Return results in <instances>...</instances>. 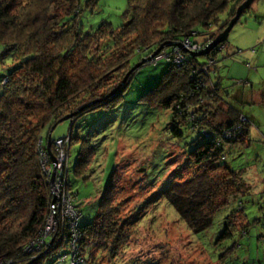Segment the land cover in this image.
Returning <instances> with one entry per match:
<instances>
[{
  "label": "trees",
  "instance_id": "trees-1",
  "mask_svg": "<svg viewBox=\"0 0 264 264\" xmlns=\"http://www.w3.org/2000/svg\"><path fill=\"white\" fill-rule=\"evenodd\" d=\"M98 1L0 0V264H48L47 260L98 264L96 246L109 249L114 257L116 249L127 243L129 222L113 203L116 163L102 188L95 217L82 222L84 212L79 208L81 217L75 226L64 216L57 230L45 237L54 196L43 164L54 167L51 154L59 151L55 142L63 139L69 154L66 184L82 204L90 197L74 190L73 179L90 182L99 157L91 137L81 130L74 134V128L86 113L114 110L121 104L138 68L131 60L142 52L150 56L163 47L164 56L155 64L165 60L169 66L139 101L171 110L169 132L178 141L187 130L199 133L191 146L186 143L187 148L178 142L197 172L165 182L156 199L170 203L193 232L202 233L213 225L218 212L245 191L243 178L230 167L227 155L234 148L250 146L252 133L239 122V114H247L227 99L228 87L217 64L221 45L200 56L205 61L184 53L181 62L175 60L172 45L185 41L199 45L191 37L199 35L200 29L210 40L227 27L245 0H128L123 24L115 27L102 21L87 31L81 15L85 6ZM168 47L171 51L166 53ZM206 60L216 62L217 71L197 76ZM145 64L147 60L139 67ZM224 104L229 118L222 116ZM68 115H72L66 120L72 130L70 126L68 134L54 136L59 120ZM45 128L50 129L47 137ZM74 142L77 151L72 163ZM234 213L225 221L221 243L234 237L237 217L245 219L242 209ZM249 225L241 226V235L248 233ZM234 248L224 251L231 253Z\"/></svg>",
  "mask_w": 264,
  "mask_h": 264
},
{
  "label": "rangeland",
  "instance_id": "rangeland-1",
  "mask_svg": "<svg viewBox=\"0 0 264 264\" xmlns=\"http://www.w3.org/2000/svg\"><path fill=\"white\" fill-rule=\"evenodd\" d=\"M127 5L128 0H99L97 5L85 6L81 15L82 23L87 31L96 28L102 21L119 27L124 23L123 14ZM221 18L224 19L225 15ZM199 32V35L191 38L199 41L200 46L204 45L202 48L199 45L191 46L185 41L181 43L182 46H174L176 54L205 56L198 53L205 50L221 31L216 32L210 40L203 30ZM158 50L150 56L146 51L132 58V66L144 60L148 64L137 68L118 107L114 110H92L83 115L74 128V134L81 130L85 136L91 137L96 145V157H99L93 165L90 182L82 183L73 179L74 190L80 192L82 197L90 195L89 199L83 200V204L66 184L69 154L65 142L58 147L56 154H51L54 167H51L50 184L54 196L52 204H56V209L48 212L47 232L44 234L50 235L56 231L62 217L79 215V208L84 212L82 222L94 218L102 188L108 184L116 163L113 203L123 219L129 222L126 227L129 229V238L127 243L116 249L114 257L109 249L96 246L93 252L97 255L98 264H264V0L255 1L241 16L226 43L223 46L221 44V60L217 62L220 75L228 87L227 99L247 114L248 117L239 114V122L250 127L252 133L250 146L234 148L227 155L228 164L240 172L246 188L238 199L232 200L216 214L213 225L202 233L193 232L170 203L156 199L158 188L163 187L165 182L173 178L183 180L197 172L178 142L187 148L186 143L191 146V142L199 137L198 132L187 130L184 139L178 141L169 132L172 125L171 110L159 106L149 107L139 101L146 91L160 81L169 66L165 60L155 64L164 56L162 49ZM170 51L171 47L165 50L166 53ZM180 57L184 56H178L177 59ZM200 60L205 61V58L200 57ZM207 62L199 67L197 76L202 72L217 71L216 62ZM223 107L226 110L221 112L222 116L229 118L231 113H228V106L224 104ZM177 115L174 118L178 120L180 113ZM70 126L68 121L60 123L53 131L54 136L68 134ZM49 132L50 129L45 128L44 137ZM51 146L52 142V152ZM76 146L74 142L72 163L76 158ZM49 169L45 165V171ZM240 209L245 219L240 215L237 217L238 227L234 230V237L219 242L226 219L236 211L240 213ZM243 224H250L245 235H241L239 230ZM53 240L47 244H52ZM233 245L235 248L231 253L224 251ZM47 263L50 264L48 260Z\"/></svg>",
  "mask_w": 264,
  "mask_h": 264
},
{
  "label": "water",
  "instance_id": "water-1",
  "mask_svg": "<svg viewBox=\"0 0 264 264\" xmlns=\"http://www.w3.org/2000/svg\"><path fill=\"white\" fill-rule=\"evenodd\" d=\"M255 1H257V0H245V1H244V2H243V3L237 8L234 17L229 21L227 27H226L222 32H220V33L216 36V38H215L213 41H211V42L208 44V46H207V48H206L205 50H203L202 52H199L198 54H203V55L208 54V53H210L211 50H213L215 47H218L219 45L225 43V42L228 40L229 35H230L232 29L234 28V26H235V25L238 23V21L240 20L241 16H242L247 10H249V9L251 8L252 4H253ZM172 45H174V46H176V45H177V46H182L181 43H173ZM160 49H162V47H160ZM160 49H159L158 51H160ZM158 51H157V52H158ZM193 55H197V54H196V53H193ZM145 61H146V60H144L142 63H144ZM142 63H141V64H142ZM141 64H138V65L134 66V69L137 68V67H139ZM71 117H72V115H68V116L62 118L61 120H59V122H64V121L70 119ZM54 128H55V126L53 127V129H54ZM53 129H52V130H53ZM49 139H50V137H49ZM50 143H51V141L49 140V142H48V149H49V151H50Z\"/></svg>",
  "mask_w": 264,
  "mask_h": 264
},
{
  "label": "built area",
  "instance_id": "built-area-1",
  "mask_svg": "<svg viewBox=\"0 0 264 264\" xmlns=\"http://www.w3.org/2000/svg\"><path fill=\"white\" fill-rule=\"evenodd\" d=\"M188 43H189V41H187ZM190 44V43H189ZM191 46H193V45H191ZM198 47V46H197ZM199 48V47H198ZM200 48H202L201 46H200ZM178 56H181L179 53L178 54H176V61L177 62H181L182 60H183V57H180L179 59H177V57ZM62 142H64L63 141V139H59V140H57L56 141V144H57V147H61L62 145ZM44 161V160H43ZM43 166H44V170H45V164H43ZM47 166L48 167H50V169H49V171L48 172H46L49 176H50V178H51V175H52V171H51V166L49 165V164H47ZM54 209H56V204H52V211L54 210ZM51 211V212H52ZM76 215V214H75ZM72 216L71 218H68V219H72V227L73 226H75L76 224H77V222L79 221V218L81 217V213L79 214V215H76V216ZM46 232H47V230H45ZM49 232V231H48ZM47 235H49V234H44V236L46 237ZM45 240V239H44ZM44 244H45V241H44ZM46 245V244H45Z\"/></svg>",
  "mask_w": 264,
  "mask_h": 264
},
{
  "label": "crops",
  "instance_id": "crops-1",
  "mask_svg": "<svg viewBox=\"0 0 264 264\" xmlns=\"http://www.w3.org/2000/svg\"><path fill=\"white\" fill-rule=\"evenodd\" d=\"M253 121H255V120H253ZM90 198V197H89ZM89 198H86V199H89Z\"/></svg>",
  "mask_w": 264,
  "mask_h": 264
}]
</instances>
